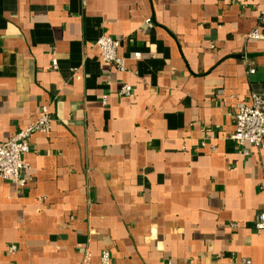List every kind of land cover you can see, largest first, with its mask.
Wrapping results in <instances>:
<instances>
[{"label": "crops", "instance_id": "1", "mask_svg": "<svg viewBox=\"0 0 264 264\" xmlns=\"http://www.w3.org/2000/svg\"><path fill=\"white\" fill-rule=\"evenodd\" d=\"M262 91V0H0V143L51 115L0 178V264H264V146L229 138Z\"/></svg>", "mask_w": 264, "mask_h": 264}, {"label": "built area", "instance_id": "2", "mask_svg": "<svg viewBox=\"0 0 264 264\" xmlns=\"http://www.w3.org/2000/svg\"><path fill=\"white\" fill-rule=\"evenodd\" d=\"M264 2V0H262ZM146 23L151 25L150 20ZM260 34L256 29L249 33V38H259ZM120 41L109 35H101L95 45L98 47L101 59L112 64L118 70H124L125 65L121 57L117 55V48ZM134 57L139 58L140 53L134 52ZM57 65L56 58L52 59V67ZM250 69L248 73H253ZM131 87L123 85L119 94L129 95ZM234 129L229 135L238 146L248 143L251 147L261 150L264 146V91L260 93H251L249 103L237 102L234 105L232 114ZM51 115L48 105H41L38 110L36 121L15 131L6 141L0 143V178L9 180L17 186H23L26 180L21 172L25 164L22 156L29 151V137L36 132H47L50 129ZM243 154H247L244 149ZM255 228L264 229V211H260L255 221ZM16 250L15 245L8 247V252L13 253ZM101 263H109V253L104 250L101 254Z\"/></svg>", "mask_w": 264, "mask_h": 264}]
</instances>
